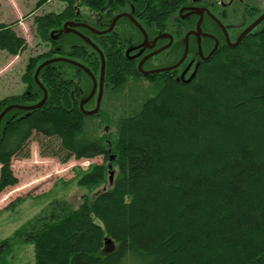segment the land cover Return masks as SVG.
I'll list each match as a JSON object with an SVG mask.
<instances>
[{"label":"trees","instance_id":"obj_1","mask_svg":"<svg viewBox=\"0 0 264 264\" xmlns=\"http://www.w3.org/2000/svg\"><path fill=\"white\" fill-rule=\"evenodd\" d=\"M64 1L69 3L64 10L36 20L47 50L29 59L27 92L0 100V114L12 105L41 101L44 92L35 75L51 59L75 60L98 77V52L63 31L83 8L80 17L95 30L106 31L116 16L131 13L150 38L172 35L173 45L156 58V67L182 59L185 37L198 20L180 17L192 0ZM244 3L242 11L236 0L226 14H214L233 42L245 30L240 32L235 20L246 28L264 13V0ZM202 28L220 46L210 61H202L196 38L190 37L187 62H199L190 82L180 77L187 62L143 77L125 57L129 46L143 40L126 18L105 35L81 31L106 57L109 97L119 96L132 80L151 85L150 95L135 98L121 116L107 113L112 134L100 135L103 106L88 116L81 110L80 102L93 90L83 70L58 62L40 71L48 100L30 112L13 109L1 123L0 194L18 184L11 162L22 154L30 157L34 136L42 155L62 163L101 156L105 162L77 177V185L97 191L93 196L78 207L64 200L47 206L0 242V264H10L20 245L34 248V262L28 264H264V22L235 48L212 18ZM11 30L0 28V50L16 56L23 41ZM214 45L204 39L203 53L209 55ZM93 103L87 102L85 111Z\"/></svg>","mask_w":264,"mask_h":264},{"label":"rangeland","instance_id":"obj_2","mask_svg":"<svg viewBox=\"0 0 264 264\" xmlns=\"http://www.w3.org/2000/svg\"><path fill=\"white\" fill-rule=\"evenodd\" d=\"M223 1L228 2L229 0ZM241 1L240 8L238 5H234L235 9L239 8V11L244 9L243 1L246 3L247 0ZM215 2L218 3L221 0H215ZM0 4V28L10 27L11 31L23 41L16 56L9 54L6 50H0V100H2L27 92L24 76L27 73L29 59L36 58L47 50L38 37V27L35 23L38 17L49 15V13H59L69 3L64 0H47V2H42V0H0ZM260 7L262 8L261 5ZM84 10V8L81 9L79 13ZM86 12L88 11L86 10ZM235 22L238 24L237 26H240L239 30L242 32L245 29L243 20L238 22L235 20ZM39 83H41L40 80ZM150 87V82L145 79L139 82L132 80L122 89L119 96L109 97L110 95L106 92L102 100L104 109L102 115L105 116L103 119L105 125L100 131V135L114 132V126L109 124L107 113L113 112V114L121 116L124 114V110L135 104V98H145L146 95H150L149 93L152 92ZM43 99L44 97L41 101ZM36 101L38 102L35 100L30 104H38ZM95 103L94 100L92 108L96 107ZM106 125L112 127H105ZM28 149L31 153L30 157L27 158L22 154L13 158L11 162L14 174L19 179L18 184L0 194V242L11 238L18 228L41 213L43 214L47 206L57 200H64L68 204L78 207L84 198L93 196L97 192L90 193L87 188L77 185V177L79 172L88 171L92 165L104 164L103 156L90 160L72 158L67 163H62L58 158L42 155L35 136L31 139ZM16 249L19 254L13 258L15 261L12 260L10 264L34 262L33 246L20 245Z\"/></svg>","mask_w":264,"mask_h":264},{"label":"water","instance_id":"obj_3","mask_svg":"<svg viewBox=\"0 0 264 264\" xmlns=\"http://www.w3.org/2000/svg\"><path fill=\"white\" fill-rule=\"evenodd\" d=\"M194 1L197 2L198 0H194ZM192 12L193 13H191V14L197 13L198 15H200L199 22H198V24L196 26V29L194 31L189 32L187 34V36L185 37L186 45H185V50H184V53H183L184 56L182 57V59L176 65L171 66V67H166L165 69H158V70L150 71V72H147V71L143 70L142 65H143V63L146 60H148L150 58H153L154 56H156V55H158V54L166 51V49L170 48L173 45L174 39H173L172 35H170L168 33L167 34L165 33L163 35H160L158 38H155L154 43H153L154 45L151 46V47H149V48L154 49V47L156 46V42L158 41V39L165 38V37H167V38L170 39V42H169L170 44L167 45V46H165V48H163V49H160V50L155 51L153 54H150L148 57H146L143 60V62L139 66L140 67V70H141V72H142L143 75L149 76V75H155L156 73H167L168 71L177 70L179 67H181V65L185 62V60L189 56V54H188L189 53V47H190L189 39H190L191 36H195L198 39V42H199L198 49H199V53H200V56H201L202 61H210L212 59V57L216 54V52H217V50L219 48L220 42L218 41V39L214 35L206 34L202 30V23L204 21V19H203L204 18V11H202V10H192ZM208 14H209V16L211 18H213L216 21V23L218 24V26L220 27V29L223 30V33L225 35V39H226L228 45L231 48H235V47L239 46L244 41V39L246 38V36L248 34H250L253 31H255L257 29V26H259L261 23L264 22V13H263V14L260 15V17L258 19H256L255 22H253L252 24H250L249 26H247L245 28V30L238 36V38L236 39L237 41H235L233 43L230 40V36H229V33H228V29H226V27L224 26V24L221 23L217 18H215L214 16H212L210 13H208ZM122 17H128V18H130L131 15H128L126 13L119 14L116 18H114L112 24L110 25V27L106 31H97L96 30V31H94V33L95 34L98 33L99 35H105V34L111 32V31H113L115 29L117 23H118V20L120 18H122ZM135 24L138 27V29L140 30V32L144 34L145 44L148 45V34L145 32V30L143 29V27H141L137 22H135ZM64 25H65L64 26V31L76 33L78 36H80L82 38V40L84 42H86L96 52H98L99 57L101 58V69H102L101 75H100V83L97 81L95 75L93 74V72L91 70H89L88 67H85L84 65H82L81 63H79V62H77L75 60L73 61L71 59L63 58L62 57V58H54V59H51L49 61H46V62L40 64V67L36 71L37 73L35 75V81H36V83H38L39 87L42 88V90L44 92V99L40 103H38L36 105H30V106H21V105L16 106V105H12V106L7 107V109L0 114V137H1V123H2L3 117L7 114V112H9V111H11L13 109H18V108L30 112V111H33V110L40 109L45 104V102L47 101V99L49 97V94L47 92V89L44 87V85L42 83H39V76H40V73H41L40 71L44 67H46L48 65H51L52 63H58V62H62L63 63V62H66V63H69V64H71L73 66L74 65L77 66L79 69L83 70L85 73H87L89 75V77L94 82V87H93V90H92L90 96L87 97L86 100H84V101L81 102V104H80L81 105V110L87 116L88 115H93V114H96V113L99 112V109L101 107V104H100L101 97L103 95V92H102V90H103V84H104V81L103 80H104V76H105V72H106V69H105L106 68V57L104 56V54L100 50V48L98 46H96L89 37H87L86 35H82L81 33H79L76 30V28H78V27H84L85 26V27L89 28V26H87L85 24L84 25H81V24H75V23H69V22H67ZM202 37H207V38H210V39L212 38L216 42L214 48L212 49V51L210 52V54L208 56H205V54L203 53L202 42H201ZM130 52L131 51H128L127 54H129ZM139 55H137V56L139 57ZM198 67L199 66H197V69L192 73V75L190 76V79L187 82H190V80H192L194 78V76L196 75V72L198 70ZM183 78H185V77H183ZM98 83H99V92H100L99 93V98L97 100L98 106H97V108L95 110H91V111H88L87 112V111H85V108L84 107H85V105H87V102H89L96 95V93H97L96 90L98 88ZM110 172H111V175H110V184H112L113 181H114L115 172L114 171L113 172L110 171Z\"/></svg>","mask_w":264,"mask_h":264},{"label":"flooded vegetation","instance_id":"obj_4","mask_svg":"<svg viewBox=\"0 0 264 264\" xmlns=\"http://www.w3.org/2000/svg\"><path fill=\"white\" fill-rule=\"evenodd\" d=\"M236 2V0H229L228 2H225V1H223V0H221V2H215V0H198L197 2H195L194 0H192V2L190 3V4H188L187 6H185V7H183L182 9H181V11H180V17H181V19L182 20H187L188 18H191V17H197V24H198V22H199V17H200V15H198L197 13H194V14H191V13H193L192 12V10H202V11H204V21H203V23L206 21V18H211L210 16H209V14L208 13H210L212 16H214L215 18H216V16L214 15L215 13H218L219 15H223V14H226V11L228 10V9H230V8H232L233 7V4ZM123 14V13H122ZM126 14H128V13H126ZM263 14V13H262ZM128 15H131V17L130 18H128V17H122V18H126V19H128L129 21H131V22H133V24L135 25V27L138 29V27L136 26V24H135V22H137L135 19H134V17H133V15L130 13V14H128ZM117 17V16H116ZM115 17V18H116ZM122 18H120V19H122ZM119 19V20H120ZM213 19V18H212ZM218 19V18H217ZM118 20V21H119ZM214 20V19H213ZM219 20V19H218ZM84 20L80 17V13L79 12H77V16L74 18V20H72V21H68L69 23H75V24H81V25H87V26H89V28H87V27H78V28H76V30L79 32V33H81V31L82 30H84V29H86V30H88V31H90L91 33H93V34H95L94 33V31H96L93 27H91L89 24H87L86 22H83ZM135 21V22H134ZM215 21V20H214ZM220 21V20H219ZM216 22V21H215ZM221 22V21H220ZM138 24H139V22H137ZM203 23H202V25H203ZM221 23H223V22H221ZM66 24V23H65ZM118 24V23H117ZM197 24H196V26H197ZM140 25V24H139ZM218 25V24H217ZM65 26V25H64ZM117 26V25H116ZM141 26V25H140ZM196 26H195V29H196ZM225 26V25H224ZM226 27V29H228V33H229V28H228V26H225ZM144 29V28H143ZM194 29V30H195ZM194 30H190V31H188V33L189 32H191V31H194ZM202 30H203V28H202ZM222 30V29H221ZM64 31V30H63ZM97 31H99V30H97ZM138 31L140 32V30L138 29ZM204 31V33H206L205 32V30H203ZM223 31V30H222ZM64 32H66V31H64ZM68 33H71V34H75V35H77L76 33H72V32H68ZM141 33V32H140ZM187 33V34H188ZM82 34V33H81ZM97 35H99L98 33H96ZM95 34V35H96ZM142 35H143V40H142V42H140V43H137V44H133V45H131V46H129L126 50H125V57L127 58V61L128 62H133L134 64H136V66H137V68H138V70H139V73L144 77V76H146V77H148L147 75H143L142 74V72H141V70H140V64L143 62V60L146 58V57H148L150 54H153L155 51H157V50H160V49H163V48H165V46H167V45H169L170 43V39L169 38H167V37H165V38H161V39H158V41L156 42V46L154 47V49H151V48H149V47H151V46H153L154 44V40H155V38H158L160 35H163V34H159L158 36H156V37H154V39H152V38H150V36L148 35V45L147 44H145V37H144V34L143 33H141ZM167 34V33H166ZM169 34V33H168ZM206 34H208V33H206ZM224 34V33H223ZM209 35H213V34H209ZM78 36V35H77ZM187 36V35H186ZM215 36V35H214ZM229 36H230V34H229ZM80 37V36H79ZM191 37H195V36H191ZM216 37V36H215ZM224 37H225V35H224ZM81 38V37H80ZM196 38V42L198 43V45H199V42H198V39H197V37H195ZM207 37H202V39H201V42H202V49H203V40L204 39H206ZM217 38V37H216ZM238 38V37H237ZM236 38V39H237ZM82 39V38H81ZM165 39H167V42H165V45H160L159 44V42L160 41H162V40H165ZM208 39H210V38H208ZM218 39V38H217ZM210 40H213L212 38L210 39ZM226 40V39H225ZM231 40V39H230ZM189 41H190V39H189ZM214 41V40H213ZM219 41V40H218ZM237 41V40H236ZM174 42V41H173ZM215 42V41H214ZM220 42V41H219ZM233 42V41H232ZM235 42V41H234ZM233 42V43H234ZM216 43V42H215ZM215 46V45H214ZM219 46H220V44H219ZM91 47V46H90ZM171 48V47H170ZM170 48H168V49H170ZM214 48V47H213ZM168 49H166V51L168 50ZM189 49H190V47H189ZM128 51H131L129 54H127V52ZM166 51H164V52H162V53H160V54H158V55H156V56H154L153 58H150V59H148V60H146L144 63H143V65H142V67H143V70H145V71H147V72H150V71H155V70H158V69H165L166 67H171V66H166V67H156L155 66V64H157L158 63V61L157 62H155V60H156V58L157 57H159V56H161V54H163V53H165ZM141 53V54H140ZM198 53H199V49H198ZM140 54V55H139ZM189 54V53H188ZM205 54V53H204ZM137 55H139V57L137 56ZM199 55H200V53H199ZM205 56H208V55H206L205 54ZM188 58L189 57H187V59L185 60V62H187V60H188ZM200 59H201V56H200ZM202 60V59H201ZM155 62V63H154ZM185 62L181 65V67H179V68H182V67H184V65H185ZM155 66V67H154ZM174 66V65H173ZM197 66H199V62L198 61H196V59L194 58V59H192V60H190L189 62H187L186 63V65H185V68L181 71V74H180V77H181V80L183 81V80H189L190 79V76L192 75V73H193V70L196 68L197 69ZM178 68V69H179ZM177 69V70H178ZM172 71H175V70H172ZM169 72H171V71H169ZM87 74V73H86ZM156 74H162V73H156ZM88 75V74H87ZM100 75H101V72H100V74L98 75V77H96V79H97V81L100 83ZM105 75H106V72H105ZM89 76V75H88ZM150 76H154V75H149V77ZM183 77H185V78H183ZM104 80H105V76H104ZM103 80V81H104ZM91 81H92V79H91ZM99 83H98V88H97V90H96V95L94 96V98H92L90 101H94L95 100V104H96V107L95 108H92V109H88V110H95L96 108H97V106H98V104H97V100H98V98H99ZM93 87H94V82H93ZM104 89H105V81H104V84H103V90H102V92H103V95H102V97H101V102H100V104H101V107H100V109L99 110H101L102 109V100H103V97H104V95H105V92H104ZM89 97V96H88ZM84 100H86V99H83L82 101H84ZM81 101V102H82ZM81 104V103H80ZM79 104V105H80ZM81 106V105H80ZM86 106L87 105H85V107L84 108H86ZM87 110V109H86ZM87 110V111H88Z\"/></svg>","mask_w":264,"mask_h":264}]
</instances>
